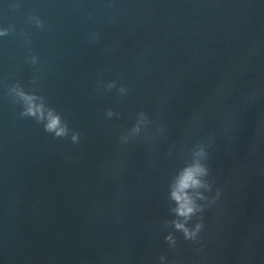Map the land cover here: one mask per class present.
Returning a JSON list of instances; mask_svg holds the SVG:
<instances>
[{
	"label": "water",
	"instance_id": "obj_1",
	"mask_svg": "<svg viewBox=\"0 0 264 264\" xmlns=\"http://www.w3.org/2000/svg\"><path fill=\"white\" fill-rule=\"evenodd\" d=\"M3 30L0 264H264V0H0ZM196 164L187 241L166 222Z\"/></svg>",
	"mask_w": 264,
	"mask_h": 264
},
{
	"label": "clouds",
	"instance_id": "obj_2",
	"mask_svg": "<svg viewBox=\"0 0 264 264\" xmlns=\"http://www.w3.org/2000/svg\"><path fill=\"white\" fill-rule=\"evenodd\" d=\"M37 27L43 28V22L41 20L37 21ZM8 31H0V37L7 36ZM93 40L98 39L97 36L92 37ZM36 56L33 55L32 62L35 63ZM35 83V80L33 81ZM116 81H112L107 86L108 90L116 88ZM117 91L121 95L127 94V88L121 85ZM18 96L22 102V108L20 115L22 117H30L36 121L37 124H42L44 131L53 135L54 138L61 139L69 137L73 143H78L80 138V133L77 131H72L69 128L67 122L62 118L61 114L58 113L54 108L46 107L43 103V97L38 96L35 92H26L21 89L18 92ZM39 101V102H38ZM116 113L112 109H107L106 116L110 119ZM138 115L142 118H146V113L140 111ZM203 154V153H202ZM207 167L196 164L191 167L185 168L182 173L177 177L176 186L170 194L171 200L174 202V207L170 209L171 213L175 217L170 223L172 228L176 232L183 235V238L187 241H196L199 233L204 227L202 219L195 223L194 227H189V222L193 217L197 216L198 213L203 211L202 206H199L195 201L188 195L187 190L189 188H200L207 187L211 188V185L203 183L199 177L208 175ZM220 190L217 189V195L215 199H219ZM203 199V197H201ZM165 241L168 243L169 247L175 249L177 246L176 237L171 233L165 236ZM166 257L161 256L159 260L162 262Z\"/></svg>",
	"mask_w": 264,
	"mask_h": 264
}]
</instances>
